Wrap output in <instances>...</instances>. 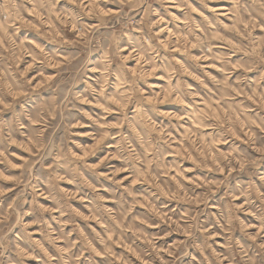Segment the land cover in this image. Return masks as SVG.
Masks as SVG:
<instances>
[{
	"label": "clouds",
	"instance_id": "obj_1",
	"mask_svg": "<svg viewBox=\"0 0 264 264\" xmlns=\"http://www.w3.org/2000/svg\"><path fill=\"white\" fill-rule=\"evenodd\" d=\"M0 264H264V0H0Z\"/></svg>",
	"mask_w": 264,
	"mask_h": 264
},
{
	"label": "rangeland",
	"instance_id": "obj_2",
	"mask_svg": "<svg viewBox=\"0 0 264 264\" xmlns=\"http://www.w3.org/2000/svg\"><path fill=\"white\" fill-rule=\"evenodd\" d=\"M77 203H79V201H78ZM9 258H10V259H11V258H17V259H18V257H15V254H14V253L9 254Z\"/></svg>",
	"mask_w": 264,
	"mask_h": 264
}]
</instances>
